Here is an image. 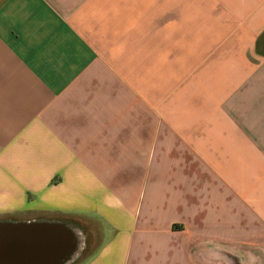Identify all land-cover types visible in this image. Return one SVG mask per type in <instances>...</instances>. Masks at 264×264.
<instances>
[{"label":"crops","instance_id":"crops-1","mask_svg":"<svg viewBox=\"0 0 264 264\" xmlns=\"http://www.w3.org/2000/svg\"><path fill=\"white\" fill-rule=\"evenodd\" d=\"M36 220L70 264H264V0H0V221Z\"/></svg>","mask_w":264,"mask_h":264},{"label":"water","instance_id":"water-1","mask_svg":"<svg viewBox=\"0 0 264 264\" xmlns=\"http://www.w3.org/2000/svg\"><path fill=\"white\" fill-rule=\"evenodd\" d=\"M81 244L68 222L0 221V264H70Z\"/></svg>","mask_w":264,"mask_h":264},{"label":"rangeland","instance_id":"rangeland-1","mask_svg":"<svg viewBox=\"0 0 264 264\" xmlns=\"http://www.w3.org/2000/svg\"><path fill=\"white\" fill-rule=\"evenodd\" d=\"M90 228H92V229H94V230H95V228H96V227H94V226H91ZM93 239H95V238L93 237ZM89 245H91V246H92V245H95V241H91V238H90ZM88 250H89V251H88ZM87 251H88V252H90V249H87Z\"/></svg>","mask_w":264,"mask_h":264}]
</instances>
